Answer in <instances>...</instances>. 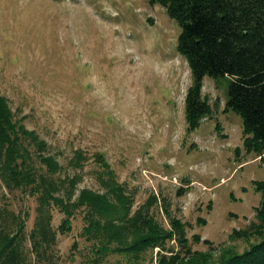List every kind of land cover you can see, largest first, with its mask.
<instances>
[{
  "label": "rangeland",
  "instance_id": "rangeland-1",
  "mask_svg": "<svg viewBox=\"0 0 264 264\" xmlns=\"http://www.w3.org/2000/svg\"><path fill=\"white\" fill-rule=\"evenodd\" d=\"M180 31L166 7L150 0H0V90L15 118L46 139L62 176L78 172L79 188L103 191L96 159L103 152L135 197L133 210L150 202L167 227L169 213L179 217L191 248L214 247L218 258L249 245L230 233L255 218L261 195L254 180L264 179V159L246 151L242 117L225 108L226 76L204 77L212 112L188 130L193 74L177 49ZM77 149L86 156L81 167L70 163ZM36 206L34 194L10 189L0 176V227L15 231L17 215L25 219L27 264H45L28 236ZM62 217L53 207L55 228ZM84 225L79 211L72 230L58 231L57 264L89 263ZM168 245L180 248L174 239ZM158 249L147 264H156ZM119 259L110 254L100 264Z\"/></svg>",
  "mask_w": 264,
  "mask_h": 264
},
{
  "label": "trees",
  "instance_id": "trees-1",
  "mask_svg": "<svg viewBox=\"0 0 264 264\" xmlns=\"http://www.w3.org/2000/svg\"><path fill=\"white\" fill-rule=\"evenodd\" d=\"M150 2L165 6L181 28L177 49L193 74L186 93L188 130L193 131L212 112L202 93L204 77L226 76L225 108L242 117L246 151L264 159V0ZM85 158L83 150L77 149L70 163L81 167ZM96 159L102 166L98 177L103 191L79 188L82 176L78 172L62 176L63 164L49 151L46 139L27 127L23 118H15L8 97L0 90V176L10 189H25L36 196L37 216L28 236L38 260L57 264V233L72 230L74 216L83 211L81 235L92 242L88 264H100L110 254L122 256L117 264H147L154 261L156 247V264H264V179L254 180L261 195L255 218L230 233L233 239L249 240L248 247L221 251L216 258L214 247L191 248L179 217L169 213L167 227L157 219L150 202L133 210L135 197L118 181L105 154L97 152ZM53 207L63 213L57 228ZM16 218L15 231L0 227V264L28 262L23 247L25 219L21 214ZM170 239L180 245L178 250L168 245Z\"/></svg>",
  "mask_w": 264,
  "mask_h": 264
}]
</instances>
